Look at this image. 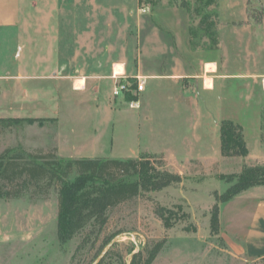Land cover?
Here are the masks:
<instances>
[{
  "label": "rangeland",
  "instance_id": "1",
  "mask_svg": "<svg viewBox=\"0 0 264 264\" xmlns=\"http://www.w3.org/2000/svg\"><path fill=\"white\" fill-rule=\"evenodd\" d=\"M181 1L193 0L39 3L34 26L44 30L49 19L48 25L65 33L76 68L89 66L100 77L94 67L99 63L130 64L133 73L140 64L141 75L160 79L144 80L137 107L114 100L109 85L99 84L79 91L71 84L59 88L65 105H58L47 82L31 81L28 117L43 120L0 128V153L50 150L59 133L64 157L72 155L76 142L75 157L150 156L159 167L179 173L181 181L110 208L98 237L93 234L84 243L90 226L69 241L58 240L56 190L46 198H0V264H92L105 236L118 238L106 264H117L119 256L129 264L137 250L146 257L160 240L164 244L151 264H264V257L245 258L241 243L221 223L216 232L210 223L213 206L220 205L217 197L235 186L244 166L264 172V0H215L221 42L217 73L199 66L210 53L205 46L191 48L190 27L198 17ZM206 74L220 78L211 89L203 83ZM32 94L38 98L30 100ZM90 96H98V103ZM223 120L241 126L246 156L221 155ZM74 178L75 172L69 180ZM158 207L166 220L156 214ZM230 207L223 208V221L231 220Z\"/></svg>",
  "mask_w": 264,
  "mask_h": 264
},
{
  "label": "trees",
  "instance_id": "2",
  "mask_svg": "<svg viewBox=\"0 0 264 264\" xmlns=\"http://www.w3.org/2000/svg\"><path fill=\"white\" fill-rule=\"evenodd\" d=\"M180 5L190 15L198 17L196 25L190 27L191 47L215 49L218 44V14L214 10L216 1H181ZM202 37L206 38V42H201ZM132 99L135 96L129 93L125 95V100ZM42 120L34 117H0V128ZM220 137V153L223 157L247 155L248 149L239 124L223 120ZM158 163L159 160L143 155L126 158L62 157L57 154L56 146L36 152L6 148L0 153V198H46L51 190H56L58 240L69 241L90 226L84 243L93 234L98 237L108 221L107 211L110 208L140 194L160 191L181 181L179 173L163 169ZM73 172L76 178L69 180ZM263 173L259 166H244L235 186L219 195L217 202L229 201L249 187L264 185ZM156 214L166 220L161 207L157 208ZM210 223L212 231L219 230L218 203L212 208ZM111 240L112 236H105L94 256L98 257ZM117 244L116 241L112 243L97 264H106ZM163 244L164 240L155 242L146 250V257H143L142 250L135 251L129 264H151ZM80 248L81 245L77 250ZM116 263L126 264L121 256Z\"/></svg>",
  "mask_w": 264,
  "mask_h": 264
},
{
  "label": "crops",
  "instance_id": "3",
  "mask_svg": "<svg viewBox=\"0 0 264 264\" xmlns=\"http://www.w3.org/2000/svg\"><path fill=\"white\" fill-rule=\"evenodd\" d=\"M42 1L43 0H0V117H28L29 82L31 81L47 82L49 88L53 91L51 96L55 99V102L58 103V105L62 103L65 105V100L59 97L60 94L58 90L61 87L65 88L66 86H70V84L76 91H79V89H86V87H89L88 89H97L98 84L104 86L109 85V90H111L114 85L112 75L115 74L114 68L116 64L122 65V70L118 73L121 74L122 78L132 79L139 76L143 81L147 80L146 78L160 79L157 75H149L146 78L144 75H141L140 64L137 67V72L133 73L130 64L116 63L111 67H103V65L99 63L94 67L100 69L103 73L100 77H98L97 73L90 72V70H88L90 69L89 66L88 68L87 66L84 68H76L74 60L71 59L74 57V54L72 55L70 53L66 43V34L63 32H56L52 25H48L51 24L50 22L48 23L49 19L43 22L47 23L45 24L46 26H44L46 27L44 30L34 26L35 21L33 13L38 9V5ZM221 1H219V6ZM219 27L220 19L218 18L217 47L215 49L205 48L210 54L206 56L203 62L201 60L198 62L201 68L202 65H204L206 72L217 73L220 69V57L217 54L218 48L221 46ZM199 47L200 46L191 48L198 49ZM206 65L213 66V69L207 71L205 68ZM206 77L211 80V86H205L206 89H211L214 83L220 81L218 76L214 78L216 76L206 74L203 76V83H205ZM144 90L145 85L141 92ZM141 92L136 96L139 105L141 103L139 97ZM62 95L64 96L65 94L62 93ZM36 98H38V96L32 94L30 100H35ZM111 98L127 103L125 97L112 96ZM98 100V96L89 97V101H93L94 104H97ZM73 111L75 112V110ZM77 119L78 117H75V120ZM68 134L76 139L72 131ZM58 137L59 133L57 136V144L55 145L57 154L64 157L65 155H62L60 151ZM65 137L67 138L68 136L62 134L61 139L66 141ZM77 144V142L73 144V146H75V148H73L75 153L79 152ZM74 152L72 155L66 156L75 157ZM80 157L97 156L85 155ZM227 206H231V220L225 221L224 219L223 221V208ZM219 223L241 243V252L245 258H263L264 185L249 187L235 195L229 201L220 203Z\"/></svg>",
  "mask_w": 264,
  "mask_h": 264
},
{
  "label": "built area",
  "instance_id": "4",
  "mask_svg": "<svg viewBox=\"0 0 264 264\" xmlns=\"http://www.w3.org/2000/svg\"><path fill=\"white\" fill-rule=\"evenodd\" d=\"M112 79H114V85L112 87L113 97H125L127 93L132 96H137L139 92L144 89V81L141 77L137 76L136 80H130L127 78H122L121 74H113ZM128 105L131 107H137V98L127 101Z\"/></svg>",
  "mask_w": 264,
  "mask_h": 264
},
{
  "label": "bare ground",
  "instance_id": "5",
  "mask_svg": "<svg viewBox=\"0 0 264 264\" xmlns=\"http://www.w3.org/2000/svg\"><path fill=\"white\" fill-rule=\"evenodd\" d=\"M206 69L207 71H211L213 69V66H210V65H206ZM122 70V65L120 64H116L115 65V68H114V72L115 74L119 73L120 71ZM117 72V73H116ZM205 86L206 87H210L211 86V80L209 78H205Z\"/></svg>",
  "mask_w": 264,
  "mask_h": 264
},
{
  "label": "water",
  "instance_id": "6",
  "mask_svg": "<svg viewBox=\"0 0 264 264\" xmlns=\"http://www.w3.org/2000/svg\"><path fill=\"white\" fill-rule=\"evenodd\" d=\"M117 236L114 237L111 242L104 248V250L98 255V257L94 260V262L92 264H97L98 261L103 257V255L105 254V252L109 249V247L111 246L112 243H114L117 240ZM135 251H133L131 253V255L134 253Z\"/></svg>",
  "mask_w": 264,
  "mask_h": 264
}]
</instances>
